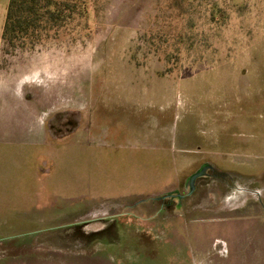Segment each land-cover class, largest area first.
<instances>
[{"label": "crops", "instance_id": "1", "mask_svg": "<svg viewBox=\"0 0 264 264\" xmlns=\"http://www.w3.org/2000/svg\"><path fill=\"white\" fill-rule=\"evenodd\" d=\"M2 30L0 53L7 47ZM124 60L134 72V61ZM45 71L32 61L18 80L30 85V97L0 80V124L1 106L16 105L9 118L22 120L0 127V264H264L263 64L255 63L249 77L261 106L252 131L246 133V113L221 121L213 111L206 159L188 154L203 150H184L176 138L167 144L160 82L111 79L89 85L85 95L59 96ZM219 72L209 75L215 81ZM222 74L220 86L230 95V74ZM63 106L76 110L81 123L54 134L43 118ZM245 145L253 154H231ZM204 163L214 175L181 199L188 177Z\"/></svg>", "mask_w": 264, "mask_h": 264}, {"label": "rangeland", "instance_id": "2", "mask_svg": "<svg viewBox=\"0 0 264 264\" xmlns=\"http://www.w3.org/2000/svg\"><path fill=\"white\" fill-rule=\"evenodd\" d=\"M8 1L0 0V28ZM91 1L87 23H72L61 30L57 38L44 40L34 47L28 44L21 48L7 46L6 50L2 49V85L12 84L10 88L18 95L30 97V85L18 80L36 60L44 71L48 62L54 64L49 68L48 82L57 85L54 90L59 96L68 94L69 90L72 95H85L89 85L92 84L94 89L95 83L106 84L111 79L125 81L131 78L132 83L160 82V95L167 97L166 114H161V123L167 126V144L170 146L176 138V144L184 150L202 149L201 153H187L199 154L203 159L207 157V124L213 111L220 114L221 121L223 117L227 120L233 117L234 113H246V133L252 131L253 113L261 106L255 103L254 83L249 77L254 73L255 63L264 65V0ZM15 49L18 50L15 52ZM90 50H99V55L83 56ZM63 53L66 54L65 62L61 61ZM83 58L102 59L104 65L80 66V62L78 65ZM124 59L134 61V72ZM114 60L116 62H111ZM218 68L220 76L215 80L217 87H214L215 81L209 73ZM224 69L230 74V95L220 86ZM95 70L100 72L97 78H94ZM48 73L45 71L42 76L46 77ZM46 80H40V86L45 85ZM228 95L231 99L223 102V97ZM212 96L218 97L216 103H212ZM262 101L264 113V88ZM13 106L16 107L1 106L0 127L21 125L20 118H9L15 115ZM59 109L43 118L54 134L80 126L76 110L66 106ZM151 123L154 121H147L146 126L150 124L152 127ZM222 138L221 130V143ZM243 138L248 141L249 136ZM251 151L253 149L247 145L242 149L231 148L234 156L248 157L253 154Z\"/></svg>", "mask_w": 264, "mask_h": 264}, {"label": "trees", "instance_id": "3", "mask_svg": "<svg viewBox=\"0 0 264 264\" xmlns=\"http://www.w3.org/2000/svg\"><path fill=\"white\" fill-rule=\"evenodd\" d=\"M91 9V0H9L2 38L11 48L34 47L72 23H87Z\"/></svg>", "mask_w": 264, "mask_h": 264}, {"label": "flooded vegetation", "instance_id": "4", "mask_svg": "<svg viewBox=\"0 0 264 264\" xmlns=\"http://www.w3.org/2000/svg\"><path fill=\"white\" fill-rule=\"evenodd\" d=\"M210 171H212L210 169V167L204 163L203 165H201L196 171H194L187 179V184H186V188H185V193L184 195H179V197L182 199L184 196L186 195H190L192 194V192L195 190V184L198 180L202 179V178H206L207 176H212L214 175L213 172L210 173ZM202 173L201 176L197 177L194 182H192V176L196 173Z\"/></svg>", "mask_w": 264, "mask_h": 264}, {"label": "water", "instance_id": "5", "mask_svg": "<svg viewBox=\"0 0 264 264\" xmlns=\"http://www.w3.org/2000/svg\"><path fill=\"white\" fill-rule=\"evenodd\" d=\"M202 175V173H196V174H194L193 176H192V182H194V180L197 178V177H199V176H201Z\"/></svg>", "mask_w": 264, "mask_h": 264}]
</instances>
